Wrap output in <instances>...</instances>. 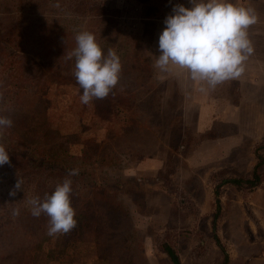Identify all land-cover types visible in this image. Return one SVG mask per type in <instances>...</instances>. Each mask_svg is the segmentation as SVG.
<instances>
[{"label": "rangeland", "instance_id": "1", "mask_svg": "<svg viewBox=\"0 0 264 264\" xmlns=\"http://www.w3.org/2000/svg\"><path fill=\"white\" fill-rule=\"evenodd\" d=\"M230 2L255 10L248 32L258 34L256 54L264 63V0ZM175 4L191 7L189 0H0V98L26 121L21 133L41 142L62 135L72 154H81L84 141L107 143L118 161L111 174L122 181L114 207L92 199L90 190L72 205L94 221L89 228L77 221L70 233L50 237L46 216L25 222L13 216V209L30 210L36 191L24 184L10 196L19 176L0 171V264H175L165 243L180 264H264V103L242 106L252 116L240 119L242 126L215 115L211 130L194 131L182 99L186 72L154 67L163 21ZM78 31L93 33L105 54L112 49L120 57L118 84L106 98L111 104L80 102L74 60L63 58ZM218 89L232 105L241 104V91L257 90H240L234 80ZM129 142L145 155L120 153ZM258 163L259 185L230 181L251 178Z\"/></svg>", "mask_w": 264, "mask_h": 264}, {"label": "clouds", "instance_id": "2", "mask_svg": "<svg viewBox=\"0 0 264 264\" xmlns=\"http://www.w3.org/2000/svg\"><path fill=\"white\" fill-rule=\"evenodd\" d=\"M189 4L191 7L173 5L171 14L164 19L158 38L160 54L156 56L154 67L161 72L173 67L183 70L193 82L201 83V91H205L203 84L215 88L225 81L238 79L254 51L248 29L257 23L255 10L237 6L230 0H189ZM74 40L75 47L65 52L63 58L66 62L74 60L73 75L82 90L80 102L88 105L93 100L106 99L118 84L120 57L112 49L105 54L89 31L76 32ZM12 126L9 116L0 115V139ZM10 163L9 152L0 143V167ZM78 175L79 170L73 168L50 194L27 200L33 217L45 215L48 218L47 235L50 237L66 235L77 226L71 197L72 177ZM21 190L22 181L18 178L9 195L14 197ZM12 214L19 216L20 209H13Z\"/></svg>", "mask_w": 264, "mask_h": 264}, {"label": "trees", "instance_id": "3", "mask_svg": "<svg viewBox=\"0 0 264 264\" xmlns=\"http://www.w3.org/2000/svg\"><path fill=\"white\" fill-rule=\"evenodd\" d=\"M140 70H134V73L138 74L136 76L140 75ZM98 101H100L98 107L100 104L102 106L111 104L107 99ZM13 111L15 113L16 105L10 106L7 99H0V115L9 116L13 120V126L7 129L3 138L0 139V143H3L9 152L11 163L0 167V171L19 176L22 185L32 187L36 191L35 196L39 195L43 198L45 193L50 194L54 191L55 185L62 182L69 170L76 168L79 170V175L72 177L73 193L71 200L73 206L81 204L82 191L84 190H90L89 194L92 199L107 204V207H114L122 201L119 197V186L122 181L119 177L111 174L112 170L116 168V162H118L115 161L117 156L112 151L113 146H109L107 143H99L96 140H88L82 142L84 146L81 154H72L70 145L61 140L62 135L57 134L59 139L50 142H41L38 137L27 138L21 133L23 132L22 129L26 128V121L23 118H16ZM126 146L125 152L120 151V153H126L129 156L135 153L139 157L145 155L141 148L134 146L131 142L126 143ZM262 165L263 163L257 164L251 178L232 179L230 181L250 186L259 185L263 180ZM84 208L86 212L93 210L88 204ZM127 211V213L130 212L128 209ZM40 217H45V215ZM75 218L80 226L86 228H89L93 221L86 219L82 212H79ZM29 219H37L31 215L30 210L20 213V216L17 217L19 222ZM164 249L172 257L175 264H180L179 257L171 245L165 243Z\"/></svg>", "mask_w": 264, "mask_h": 264}, {"label": "crops", "instance_id": "4", "mask_svg": "<svg viewBox=\"0 0 264 264\" xmlns=\"http://www.w3.org/2000/svg\"><path fill=\"white\" fill-rule=\"evenodd\" d=\"M248 37L254 48L253 54L245 62L244 72L241 74V76L238 79L233 80L238 83L240 90H243V88L247 87L248 85H251L252 88H256L257 90L252 93H244V91H241L239 96V99H241V104L232 105L230 101L226 103V99L230 98L218 88L224 86L227 81L217 85L215 88H210L207 86V84H203L205 91H201L202 85L200 82H193L187 73L183 77L184 82L185 79H187L186 83L188 86L187 88L189 89L186 95L185 91L182 90V99H186L184 106L185 117L187 120L194 121L193 123L195 126H193V129L195 132H207L211 130L213 126L211 123L209 125V121H213V119H215V115H217L218 118L225 123L236 120V122L242 126L240 119L247 117V121H249L252 118L250 112L246 110L248 104L250 102H255L261 107V105L264 103V91L262 92L261 90L264 89V78L262 77V79H259L256 77V75L250 76L251 72H260L261 74L264 73V63H260L262 60H258L256 54L258 51L257 48L260 45V41L258 34L255 32H248ZM178 73L185 72L178 69ZM178 85L184 87L183 84ZM245 104L247 107L242 108V106ZM259 120L263 126L264 116H262V118ZM240 130H244L245 133L253 134L255 136L259 133V131L256 129Z\"/></svg>", "mask_w": 264, "mask_h": 264}]
</instances>
